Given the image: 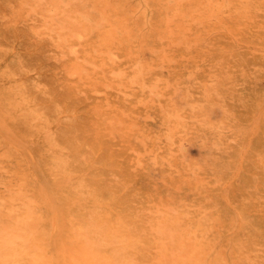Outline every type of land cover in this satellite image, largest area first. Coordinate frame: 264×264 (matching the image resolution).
Wrapping results in <instances>:
<instances>
[{"label":"rangeland","instance_id":"rangeland-1","mask_svg":"<svg viewBox=\"0 0 264 264\" xmlns=\"http://www.w3.org/2000/svg\"><path fill=\"white\" fill-rule=\"evenodd\" d=\"M238 1L0 0V264H264V0Z\"/></svg>","mask_w":264,"mask_h":264},{"label":"bare ground","instance_id":"bare-ground-1","mask_svg":"<svg viewBox=\"0 0 264 264\" xmlns=\"http://www.w3.org/2000/svg\"><path fill=\"white\" fill-rule=\"evenodd\" d=\"M144 1H145V0H144ZM178 1H179V0H178ZM238 2H239V1L237 0V3H238ZM241 2H242V1H241ZM144 3L146 4V2H144ZM220 3H221V2H220ZM222 3H223V1H222ZM232 3H233V0H232ZM237 3H236V4H237ZM208 4H209V3H208ZM261 4H262V3H261ZM261 4H260V5H261ZM211 5H212V4H211ZM220 5H221V4H220ZM220 5H218V6H220ZM92 6H93V5H92ZM145 6H146V5H145ZM142 7H143V6H142ZM164 7H165V6H164ZM238 7H239V6H238ZM165 8H166V7H165ZM167 8H168V7H167ZM234 8H235V6H234ZM90 9H91V8H90ZM92 9H93V8H92ZM132 9H133V8H132ZM137 9H138V8H137ZM142 9H143V8H142ZM205 9H206V8H205ZM216 9H218V7H217ZM238 9H239V8H238ZM243 9H246V8L244 7ZM247 9H249V8H247ZM85 10H86V9H85ZM143 10H145V8H144ZM143 10H142V11H143ZM195 10H196V9H195ZM72 11H74V10H72ZM83 11H84V10H83ZM95 11H96V10H95ZM177 11H178V10H176V12H177ZM238 11H239V10H238ZM78 12H80V11H78ZM143 12H144V11H143ZM173 12H174V11H173ZM205 12H206V11H205ZM94 13H95V12H94ZM102 13H103V12H102ZM116 13H117V12H116ZM144 13H145V12H144ZM182 13H183V12H182ZM196 13H198V12H196ZM110 14H111V13H110ZM133 14H134V13H133ZM184 14H185V13H184ZM74 15H75V14H74ZM83 15H85V13H84ZM129 15H130V14H129ZM139 15H140V14H139ZM176 15H177V13H176ZM210 15H211V14H210ZM137 16H138V15H137ZM174 16H175V15H174ZM85 17H86V16H85ZM148 17H149V16H148ZM166 17H167V15H166ZM101 18H102V17H101ZM122 18H123V17H122ZM173 18H174V17H173ZM188 18H189V17H188ZM205 18H206V17H205ZM209 18H210V17H209ZM119 19H120V18H119ZM96 20H97V19H96ZM99 20H100V19H99ZM125 20H126V19H125ZM125 20H124V21H125ZM166 20H167V19H166ZM170 20H172V19H170ZM216 20H217V19H216ZM77 21H78V20H77ZM93 21H94V20H93ZM194 21H195V20H194ZM199 21H200V20H199ZM94 22H95V21H94ZM101 22H102V21H101ZM104 22H105V21H104ZM106 22L108 23V21H106ZM125 22H126V21H125ZM77 23H78V22H75V25H76ZM89 23H90V22H89ZM95 23H96V22H95ZM180 23H181V22H180ZM219 23H220V22H219ZM72 24H73V23H72ZM96 24H97V23H96ZM108 24H109V23H108ZM81 25H82V24H81ZM114 25H115V24H114ZM119 25H120V24H119ZM119 25H118V26H119ZM124 25H125V24H124ZM70 26H72V25H70ZM79 27L81 28L80 25L78 26V28H79ZM83 27H85V26H83ZM92 27H93V26H92ZM95 27H96V26H95ZM95 27H94V28H95ZM165 27H166V26H165ZM182 27H183V26H182ZM182 27H181V28H182ZM85 28H86V27H85ZM99 28H100V27H99ZM115 28H116V27H115ZM121 28H122V27H121ZM178 28H179V27H178ZM75 29H76V28H75ZM82 29H83V28H82ZM106 29H107V28H106ZM111 29H112V28H111ZM123 29H126V28H123ZM71 30H72V29H71ZM73 30H74V29H73ZM95 30H96V29H95ZM126 30H127V29H126ZM126 30H125V31H126ZM81 31H82V30H81ZM112 31H113V29H112ZM169 31H170V30H169ZM86 32H87V31H86ZM109 32H111V31L109 30ZM90 34H91V33H90ZM106 34H107V33H106ZM171 34H172V33H171ZM176 34H177V33H176ZM178 34H179V33H178ZM67 35H68V34H67ZM80 35H81V34H80ZM70 36H71V38H72V35H70ZM81 36H82V35H81ZM120 36H121V35H120ZM78 37H79V35H78ZM103 37H105V36H103ZM73 38H74V37H73ZM85 38H87V37H85ZM112 38H114V37H112ZM112 38H111V39H112ZM129 38H130V37H129ZM159 38H160V37H159ZM80 39L82 40V38H80ZM130 39H131V38H130ZM130 39H129V40H130ZM162 39H164V38H162ZM184 39H185V38H184ZM78 40H79V39H78ZM114 40H115V39H114ZM168 40H169V39H168ZM179 40H180V39H179ZM120 41H121V40H120ZM106 42H107V41H106ZM175 43H177V42L175 41ZM178 45H179V44H178ZM178 45H177V46H178ZM77 46H78V45H77ZM187 47H188V46H187ZM188 48H189V47H188ZM114 50H116V49H114ZM70 53H71V52H70ZM88 53H89V52H88ZM88 53H86V54H88ZM97 53H98V52H97ZM76 54H78V53H76ZM76 54H75V55H76ZM115 57H116V56H115ZM78 60H80V58H79ZM80 61H81V60H80ZM83 63H84V62H83ZM78 64H79V63H78ZM84 64H85V63H84ZM73 65H74V64H73ZM89 66H91V65H89ZM80 67H81V66H80ZM93 67H94V66H93ZM97 67H98V66H97ZM82 68H83V67H82ZM99 68H100V67H99ZM78 70H79V69H78ZM73 71H74V70H73ZM87 71H88V70H87ZM93 72H94V71H93ZM73 84H74V83H73ZM83 182H84V181H83ZM79 184H80V183H79ZM82 186H83V185H82ZM89 193H90V192H89ZM83 201H84V200H83ZM96 204H97V203H96ZM99 206H100V205H99ZM154 218H155V217H153V218H151V219H154ZM158 218H159V217H158ZM158 218H157V219H158ZM149 219H150V218H149ZM151 219H150V220H151ZM160 219H161V218H160ZM179 219H180V218H179ZM152 221H153V220H152ZM198 221H199V220H198ZM198 221H197V222H198ZM153 222H154V221H153ZM155 222H156V219H155ZM155 222H154V223H155ZM175 222H176V221H175ZM184 222H185V221H184ZM154 223H153V224H154ZM159 223H160V222H159ZM185 223H186V222H185ZM213 224H214V223H213ZM100 226H101V225H100ZM182 226H183V225H182ZM125 227H126V226H125ZM127 227H128V226H127ZM127 227H126V228H127ZM128 228H129V227H128ZM151 228H152V227H151ZM72 230H73V229H72ZM184 230H185V229H184ZM86 231H87V230H86ZM112 231H113V230H112ZM150 231H151V229L149 228V232H150ZM75 232H76V231H75ZM82 232H84V231L82 230ZM106 232H107V231H106ZM208 232H209V231H208ZM84 233H85V232H84ZM84 233H83V234H84ZM79 234H80V233H79ZM86 235H87V234H86ZM90 236H91V234H90ZM138 236H139V235H138ZM88 238H89V236H88ZM90 238H92V237H90ZM77 239H78V237H77ZM77 239H76V240H77ZM123 239H124V238H123ZM123 239H122V240H123ZM82 240H83V239H82ZM125 240H126V239H125ZM129 240H130V239H129ZM134 240H135V239H134ZM138 240H139V239H138ZM93 241H94V240H93ZM115 241H116V240H115ZM96 242H97V241H96ZM104 242H105V241H104ZM126 242H127V241H126ZM142 242H144V241H142ZM94 243H95V242H94ZM144 243H145V242H144ZM82 244H83V243H82ZM146 244H147V242H146ZM83 245H84V244H83ZM97 245H98V242H97ZM99 245H100V244H99ZM127 245H128V244H127ZM79 246H80V245H79ZM106 246H107V245H106ZM120 246H121V245H120ZM133 246H135V245H133ZM80 247H81V246H80ZM124 247H125V245H124ZM128 247H130V246H128ZM143 247H144V246H143ZM83 248H85V247H83ZM83 248H81V249H83ZM101 248H102V247H101ZM146 248H147V247H146ZM212 248H213V247H212ZM212 248H211V249H212ZM70 249H71V248H70ZM78 249H79V248H78ZM86 249H87V248H86ZM120 249H121V248H120ZM124 249H125V248H124ZM73 250H75V248H74ZM83 250H84V249H83ZM90 250H92V249H90ZM125 250H126V249H125ZM64 251H65V250H64ZM69 251H70V250H69ZM87 251H88V250H87ZM87 251H86V252H87ZM116 251H117V250H116ZM60 252H61V251H60ZM83 252H84V251H83ZM119 252H120V251H119ZM125 252H126V251H125ZM205 252H206V251H205ZM210 252H211V251H210ZM69 253H70V252H69ZM73 253H74V251H73ZM80 253H81V251L79 252V254H80ZM120 253H121V252H120ZM134 253H135V251H134ZM14 254H15V253H14ZM71 254H72V253H71ZM81 254H82V253H81ZM81 254H80L79 256H81ZM84 254L86 255V253H84ZM106 254H107V253H106ZM207 254H208V253L204 254V257H206ZM76 255H77V254H76ZM90 255H91V253H90ZM90 255H89V256H90ZM102 255H103V254H102ZM127 255H128V254H127ZM137 255H138V254H137ZM68 256H70V255H68ZM82 256H84V255H82ZM86 256H88V253H87ZM86 256H85V257H86ZM89 256H88V259H90ZM92 256H93V258H95L94 256H96V255H92ZM105 256H106V255H105ZM105 256H103V257L105 258ZM107 256H108V255H107ZM107 256H106V258L109 257V256H108V257H107ZM111 256H112V255H111ZM116 256H117V255H116ZM141 256H142V255H141ZM141 256H140V258H138V259L143 260V263H144V262H145L144 259L146 258V256H145V258L142 256V259H141ZM30 257H31V256H30ZM74 257H75V256H74ZM77 257H78V256H77ZM77 257H76V258H77ZM126 257H127V256H126ZM64 258H65V256H64ZM96 258H97V257H96ZM96 258H95V259H96ZM136 258H137V257H136V255H135L134 260H135ZM143 258H144V259H143ZM148 258H149V257H148ZM71 259H72V258H71ZM77 259H78V258H77ZM91 259H92V258H91ZM95 259H94V260H95ZM97 259H98V258H97ZM97 259H96L94 262H96ZM99 259H100V257H99ZM101 259H102V258H101ZM109 259H111V257H109L108 260L106 259V260H107V261H106L107 264H108V262H110ZM122 259H123V258H122ZM128 259H129V258H128ZM138 259H136V261H137ZM212 259H213V258H212ZM69 260H70V259H69ZM80 260H81V259H79V262H80ZM120 260H121V258H120ZM140 260H139V261H140ZM204 260H205V259H204ZM10 261H11V260H10ZM71 261H72V260H71ZM73 261H75V260L73 259ZM85 261H87V259H86ZM92 261H93V259H92V260H89V263H92ZM104 261H105V260H104ZM111 261H112V259H111ZM146 261H147V260H146ZM197 261H198V260H197ZM213 261H214V260H213ZM81 262H82V261H81ZM83 262H84V261H83ZM83 262H82V263H79V264H83ZM106 262H102V261L100 262V260H99L98 264H100V263H104V264H105ZM113 262H114V264L116 263L115 261H112V264H113ZM140 262H141V261H140ZM140 262L137 261L138 264H140ZM201 262H202V261H201ZM72 263H73V262H72ZM76 263H77V262H75L74 264H76ZM84 263H85V262H84ZM96 263H97V262H96ZM118 263H119V262H118ZM118 263H117V264H118ZM120 263H121V262H120ZM120 263H119V264H120ZM134 263H135V262H134ZM198 263H199V262H198ZM210 263H211V262H209L208 264H210ZM62 264H63V262H62ZM94 264H95V263H94ZM109 264H111V263H109ZM213 264H214V263H213Z\"/></svg>","mask_w":264,"mask_h":264}]
</instances>
